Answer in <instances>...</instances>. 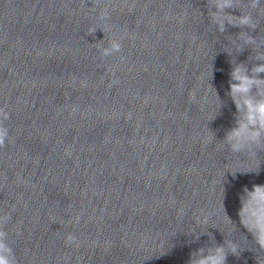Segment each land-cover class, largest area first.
Wrapping results in <instances>:
<instances>
[{"label": "clouds", "instance_id": "9594fccd", "mask_svg": "<svg viewBox=\"0 0 264 264\" xmlns=\"http://www.w3.org/2000/svg\"><path fill=\"white\" fill-rule=\"evenodd\" d=\"M261 0H251L250 8H260ZM215 12H210V21L214 23L220 32L225 30V21L235 27L255 28L253 17L250 14L233 16L226 9L236 5L234 0H215ZM100 20L107 19V13H101ZM92 29L89 34L94 33ZM243 35V34H242ZM253 38H247L246 43H251ZM121 44L113 39L108 47L101 50L103 56L119 52ZM257 60L264 61V53H257ZM228 97L235 106L234 125L229 128L223 142L232 153H253L256 148L264 147V63H258L248 68L245 63L231 61ZM216 90V89H215ZM220 107L223 102L216 91ZM9 118L8 113L0 108V147H4L9 139V130L3 121ZM240 224L246 229L260 250H264V184H254L251 189L245 187L240 195V207L238 210ZM10 214L5 212L0 218V224H6ZM229 220H231L229 218ZM232 221V220H231ZM204 234V233H202ZM200 234V235H202ZM195 235V240H199ZM208 246H201L190 251L187 264H227L228 255L239 258L241 250L235 241L224 240L223 244L214 242ZM75 237L71 234L67 237L68 243H73ZM0 264H17L14 250L9 243L8 232L0 227Z\"/></svg>", "mask_w": 264, "mask_h": 264}]
</instances>
